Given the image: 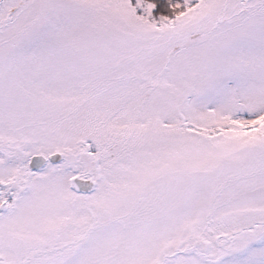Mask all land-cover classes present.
<instances>
[{
    "label": "snow or ice",
    "instance_id": "obj_1",
    "mask_svg": "<svg viewBox=\"0 0 264 264\" xmlns=\"http://www.w3.org/2000/svg\"><path fill=\"white\" fill-rule=\"evenodd\" d=\"M0 264H264V0H0Z\"/></svg>",
    "mask_w": 264,
    "mask_h": 264
}]
</instances>
